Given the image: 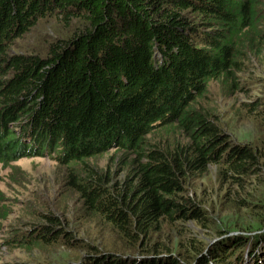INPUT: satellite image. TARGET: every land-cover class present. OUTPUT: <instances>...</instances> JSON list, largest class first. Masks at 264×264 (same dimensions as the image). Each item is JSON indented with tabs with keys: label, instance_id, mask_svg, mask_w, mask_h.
Listing matches in <instances>:
<instances>
[{
	"label": "trees",
	"instance_id": "obj_1",
	"mask_svg": "<svg viewBox=\"0 0 264 264\" xmlns=\"http://www.w3.org/2000/svg\"><path fill=\"white\" fill-rule=\"evenodd\" d=\"M54 16L68 32L44 54L11 50ZM262 22V0H0V163L57 156L81 206L115 228L125 248L101 249L70 231L64 236L68 224L52 213L25 244L63 237L81 248L79 264H226L242 251L249 235L236 239L233 227L214 225L213 208L189 186L210 162L235 181L263 175L264 145L233 143L218 116L198 103L214 80L246 95L251 88L244 84L264 87V74L244 76L264 52ZM256 95L243 108L264 134V92ZM172 130L185 142L165 141ZM157 132L160 140H147ZM112 147L133 156L128 176L115 185L88 164ZM256 194L238 197V208L257 199L253 209L264 213ZM188 220L224 238L210 244L191 234L183 253L159 241L164 221ZM254 222L248 254L260 250L253 264H264V214Z\"/></svg>",
	"mask_w": 264,
	"mask_h": 264
},
{
	"label": "rangeland",
	"instance_id": "obj_2",
	"mask_svg": "<svg viewBox=\"0 0 264 264\" xmlns=\"http://www.w3.org/2000/svg\"><path fill=\"white\" fill-rule=\"evenodd\" d=\"M66 29L65 23L59 17L41 19L22 38L14 42L11 50L18 53L31 51L44 54L52 39L67 34L68 29L67 31ZM253 62L254 67L244 68V76H249L250 79H254L256 74H264V52ZM261 82H264L263 79ZM244 85L247 89L251 88L247 95L241 90L230 91L219 80L211 81L206 95L198 103L215 118L218 116L225 133L230 136L233 143L264 145L261 123L243 108V104L249 103L253 96L263 93L264 87L260 86V82L257 85L252 83ZM160 136L161 134L157 132L148 136L147 140L154 142L156 139L160 140ZM162 138L169 142H185L177 130L175 133L173 130L167 131ZM161 144L165 145L166 142L163 141ZM129 154V152L126 154L118 152L116 147H112L90 158L88 164L94 168L93 170L107 172L109 185H115L123 182L129 174V162L133 157ZM223 173L226 174L225 177ZM261 173L263 174L261 177L249 175L247 178L235 181L228 177L229 173L222 164L210 162L201 174L191 180L189 188L193 196H197V200L204 199L206 205L213 208L210 215L214 217V225L220 228L233 227L230 234L236 236V239L242 233L249 235L243 239L248 240L250 244L247 242L242 251L239 248L231 257L224 259L226 264H253L261 257L260 250L255 249H253L255 254L249 256L248 251L253 247L254 241L247 229L255 223L254 218L264 213L253 209L257 199L252 201L248 208H238L239 205L236 204L238 197L248 199L256 196V193L262 198L258 204H264V161ZM67 174L68 167L62 165L54 155H24L7 165L0 163V197L2 198L0 215L8 211L6 217L0 219V264L80 263L82 258H78L80 255L78 249L81 248L76 246L74 248L70 243H65L63 237L47 244L40 242L33 243V246L25 244L30 240L24 239L39 233V228L45 222L44 218L48 213L56 216L62 224H68L64 236H68L70 233L66 231H70L77 240L81 238L92 242L101 249L125 248L115 228L98 217L97 212H90L81 206L79 197L68 186L65 179ZM206 227L205 225L199 228L190 220L177 221L173 224L164 221L162 231L159 233V241L173 243V247L181 249L183 253V249L189 244L186 238H190L191 234L194 238L197 237L200 241L210 244L224 238V236L213 238L214 227ZM15 238L18 241L16 244L13 241ZM176 242H180V245H176ZM36 244H38L37 248L34 247ZM181 244L184 246L182 247Z\"/></svg>",
	"mask_w": 264,
	"mask_h": 264
},
{
	"label": "bare ground",
	"instance_id": "obj_3",
	"mask_svg": "<svg viewBox=\"0 0 264 264\" xmlns=\"http://www.w3.org/2000/svg\"><path fill=\"white\" fill-rule=\"evenodd\" d=\"M67 264V263H66Z\"/></svg>",
	"mask_w": 264,
	"mask_h": 264
}]
</instances>
